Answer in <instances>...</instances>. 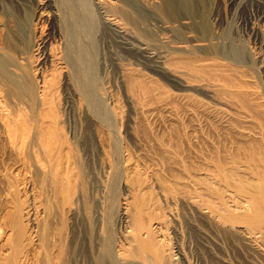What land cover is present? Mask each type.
<instances>
[{
  "label": "rangeland",
  "instance_id": "374dc122",
  "mask_svg": "<svg viewBox=\"0 0 264 264\" xmlns=\"http://www.w3.org/2000/svg\"><path fill=\"white\" fill-rule=\"evenodd\" d=\"M37 7V0H0V15L27 26ZM185 13L167 21L174 32L140 21L125 46L99 29L95 89L107 122L59 84L54 139L13 140L0 125L2 256L17 205L33 214L22 211L25 237L14 264H41L35 235L44 217L35 207L55 186L47 252L54 259L62 249L59 264H91L79 255V219L66 213L78 192L90 218L97 207L104 218L112 208L109 226L102 219L99 228L117 243L124 228L117 207L141 205L173 264H264V0H203ZM138 44L146 54L135 53ZM253 215L252 229L242 220Z\"/></svg>",
  "mask_w": 264,
  "mask_h": 264
},
{
  "label": "bare ground",
  "instance_id": "6f19581e",
  "mask_svg": "<svg viewBox=\"0 0 264 264\" xmlns=\"http://www.w3.org/2000/svg\"><path fill=\"white\" fill-rule=\"evenodd\" d=\"M202 1L37 0L38 7L32 10L30 8V21L27 26L17 25L19 22L16 20H4L3 16L0 15V125L6 130L5 135L8 132L9 136H13V140H15L19 136L18 139H21V136L26 138L29 133L28 135L31 134V138L28 137L34 143L41 140L43 142L44 139H48V141H51L52 138L54 139L56 130L61 127L58 119L61 115L57 112L58 105L57 100H55L59 84H61L63 89H67L71 95L79 98L84 103L86 110L91 111L90 115L93 114L98 119L102 118L107 122L110 115L106 117L105 109L102 106L101 99H99L100 97H97L98 93L95 89L99 29L103 27L105 30L112 32L113 34L111 35L121 38L123 40L121 43L123 42V46H125L128 45L129 37H131L130 42H135L136 38L131 28L135 29L140 26V21H151L174 32L175 27L168 25L167 21L175 14L182 13L186 15L185 12L189 7L199 5ZM43 8L50 9L48 12L49 16H46V18H41ZM35 11H37L36 15H34ZM190 20H185L186 22L182 25L190 26L192 24L189 22ZM46 25L51 32L50 30H45L47 28L44 29ZM195 27L196 25L191 26V28ZM51 33L59 37L60 44L58 47L51 44ZM133 50L138 54H146V51H143L139 44ZM28 128H31V130L29 129L31 133ZM11 137L7 136V139H11ZM13 140L11 139V141ZM35 152L37 153L38 151ZM45 176H49V174H45ZM42 179L44 180V178ZM7 180L9 181V179ZM263 181L258 182V186L264 190ZM42 185H44V182ZM12 186L10 187L12 188ZM7 187L9 188L8 185ZM51 189V191L50 188L47 191L45 190V193L50 195L47 196L46 194L42 203H39L37 207L34 206L35 212L40 210L39 213L44 217L40 224L37 225V234L35 233V236L39 238L37 240L40 243L39 249L45 251L42 252L40 250L43 254L41 255L38 252L41 256L36 257L37 260L41 259V261L38 260V263L41 264H55L56 261V264H59L62 261L61 258H63L61 257L62 249H60V253L57 251L56 258H54L56 259L55 263L50 256L51 253L47 252L50 246L49 233L51 231H49L48 222L50 220L48 221V219H50L51 214H54L53 200L55 199L56 187H51ZM14 195L12 196L11 194L12 197ZM73 198L71 200L72 203L70 202L71 204L68 205L66 213L71 219L75 217L79 219V241L81 243L79 255L83 258L87 256L91 264H173L171 257L165 255V250L156 237V229L154 227L153 229L146 220V216L143 214L145 210L142 209L141 205L134 206L133 209L130 204H124V208L117 207V220L124 225L119 245L110 234L105 237L99 228L102 219L109 226L108 220L114 216L111 213L112 208H106L108 209L106 210L108 214L104 218L102 217L104 215L101 214L102 216H100L97 207L93 210L90 218L88 217L83 193L78 192ZM13 199L12 201H15L17 198ZM140 203L142 204V202ZM14 205L11 206L12 209ZM22 211H24L22 207L16 205L13 211L9 213L10 220L8 219L9 224L6 227H9L7 228L10 229V233L7 231L9 235L6 245L10 253L6 252L8 255L5 256L0 253V260L3 261V263L0 261L1 264H14L16 262L15 259H17L16 256L18 255V248L16 249V247H19L18 244L25 237L22 218L25 213L27 214L26 216L33 214V212L27 213L29 210H26L27 212L24 211L25 213L23 212L22 216ZM31 216H28V218ZM152 220L154 221V219ZM224 220L233 224L236 222L232 215H228ZM258 220L259 217L253 215V219L247 217L242 222L253 229L258 225ZM251 231H249L251 234H256V232L252 233ZM242 234L245 235V231ZM260 250H262L263 253L261 254L263 255L264 244Z\"/></svg>",
  "mask_w": 264,
  "mask_h": 264
}]
</instances>
